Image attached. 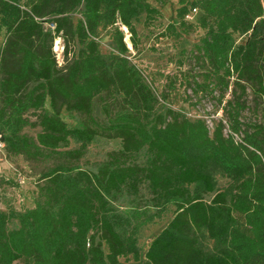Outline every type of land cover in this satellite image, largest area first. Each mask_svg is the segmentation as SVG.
<instances>
[{"label":"trees","instance_id":"obj_1","mask_svg":"<svg viewBox=\"0 0 264 264\" xmlns=\"http://www.w3.org/2000/svg\"><path fill=\"white\" fill-rule=\"evenodd\" d=\"M153 1L0 0V142L7 157L59 159L39 173L30 205L15 207L5 192L20 184L0 178V264H264V115L240 120L247 93L264 98V0H177L164 28L204 31L188 52L201 64L189 84L217 93L222 115L212 127L170 106L157 110L156 91L129 59L123 28L136 50V23L162 17L165 0ZM193 9L195 23L186 18ZM57 37L63 66L52 50ZM95 99L104 122L92 114ZM62 112L84 119L69 126ZM27 126L39 131L29 136ZM100 135L119 148L94 171L78 166ZM123 196L127 210L113 204ZM170 206L142 250L141 226Z\"/></svg>","mask_w":264,"mask_h":264},{"label":"rangeland","instance_id":"obj_2","mask_svg":"<svg viewBox=\"0 0 264 264\" xmlns=\"http://www.w3.org/2000/svg\"><path fill=\"white\" fill-rule=\"evenodd\" d=\"M152 4L157 5L153 0H149ZM178 7L177 0H165V4L160 6L162 17L152 22L149 26L143 24V18L136 23L137 34L139 37V44L136 50L132 49L129 42L127 31L124 30V41L129 48V59L132 63L141 70L146 82L156 91L158 95L157 110H163L170 106L174 110H179L185 116L193 118H204L208 125L212 127L213 121L220 118L222 115L217 101V93L215 97L204 93H194L192 86V79L199 80V72L201 64L195 61L189 50L193 44L198 43L199 38L204 35V31L199 27L192 29L189 33H182L180 35L171 34L164 31L165 26L175 20V10ZM81 7L72 14V18L76 20L80 16ZM186 17L189 22L195 23L199 14L192 12ZM45 27L51 26L47 23ZM163 34V35H162ZM60 39V40H59ZM236 43H242L244 36L235 35ZM4 41V32L0 30V45ZM101 52L107 54L110 50V39L106 32L101 35ZM56 44V45H55ZM76 44L70 45L71 51H76ZM52 50L58 66H63V41L60 37L54 39ZM184 50L185 53H181ZM176 79L173 88L168 87V81ZM190 83V84H189ZM161 95H165L166 99H161ZM228 96V93L226 97ZM93 116L99 121L104 122L105 117L101 111V100L95 99L92 111ZM264 115V98L256 103L252 101V96L247 93L246 109L242 111L240 120L244 123H258L263 120ZM28 117L31 121L35 120L34 113L29 112ZM63 119L69 126L80 125L83 116L77 114H66L62 112ZM39 131L38 126H27L23 132L29 136H35ZM73 146V144H71ZM120 146L119 140L116 138H107L100 135L96 141L88 146L85 155L75 163L88 170L94 171L97 165L103 162L107 155ZM59 161L56 157L48 159L33 161L27 160L23 156L7 157L4 147L0 148V178H9L15 181H21L20 186L15 193L12 190H6V198L15 206L30 205L31 191L34 190L38 181L39 173L47 167L52 166ZM219 186L227 183V179L220 174L217 175ZM2 186H0V194L2 193ZM146 196L145 191L142 193ZM129 198L123 196L119 198L114 204L120 210H127L130 202ZM173 207H169L167 212L163 214L160 219H156L151 223H146L141 226L138 233L139 247L144 250L147 242L156 234L161 228L165 226L172 216ZM202 243L205 247H210L211 241L203 237Z\"/></svg>","mask_w":264,"mask_h":264},{"label":"built area","instance_id":"obj_3","mask_svg":"<svg viewBox=\"0 0 264 264\" xmlns=\"http://www.w3.org/2000/svg\"><path fill=\"white\" fill-rule=\"evenodd\" d=\"M192 12H196V10L193 9ZM192 12H191V13H192ZM187 17H189V15H187ZM2 147H3V143L0 142V148H2ZM18 182H19V183H22V180H21V181H18Z\"/></svg>","mask_w":264,"mask_h":264},{"label":"bare ground","instance_id":"obj_4","mask_svg":"<svg viewBox=\"0 0 264 264\" xmlns=\"http://www.w3.org/2000/svg\"><path fill=\"white\" fill-rule=\"evenodd\" d=\"M60 40V39H59ZM56 45V44H55Z\"/></svg>","mask_w":264,"mask_h":264}]
</instances>
